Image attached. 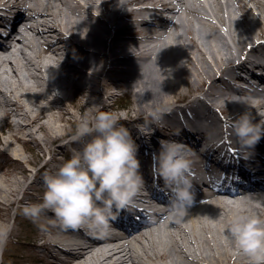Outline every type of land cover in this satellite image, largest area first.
<instances>
[{"label":"bare ground","instance_id":"obj_1","mask_svg":"<svg viewBox=\"0 0 264 264\" xmlns=\"http://www.w3.org/2000/svg\"><path fill=\"white\" fill-rule=\"evenodd\" d=\"M0 29H6L0 31V157L18 163L25 175L30 158L15 142L51 154L24 193L38 174L58 170L52 165L57 152L70 158L83 146L75 133L60 140L68 133L61 120L78 121L69 109L70 87L83 91V115L103 111L123 126L132 124L133 140L152 159L160 141L183 144L192 154L196 195L182 224L158 210L155 194L168 203L169 193L153 162H144L143 188L134 204L118 210L112 226L122 228L125 213L134 221L131 211L139 222L98 239L52 227L54 214L46 212L39 223L49 231L35 230L24 240L33 261L248 264L229 237L228 223L245 208L264 217V138L245 156L230 125L246 110L257 121L264 117V83L258 90L249 78L264 77V0H0ZM247 80L248 89L239 87ZM119 88L135 98L125 115L108 107ZM157 106L166 109L160 124L141 129ZM156 138V145L149 143ZM24 193L11 191L6 207L17 203L21 212L42 202H30Z\"/></svg>","mask_w":264,"mask_h":264},{"label":"clouds","instance_id":"obj_2","mask_svg":"<svg viewBox=\"0 0 264 264\" xmlns=\"http://www.w3.org/2000/svg\"><path fill=\"white\" fill-rule=\"evenodd\" d=\"M165 111L161 106L149 109L140 128L159 125ZM230 126L245 156L264 138V117L257 121L249 110L238 114ZM73 139L83 141L82 148L58 170L45 174L42 202L26 204L21 214L43 232L47 229L39 222L51 212L52 227L83 230L105 239L118 210L134 204L143 188L139 149L116 116L103 111L94 118L85 114ZM191 155L186 146L175 141H160L153 155V173L169 193L167 217L176 225L184 222L195 201ZM155 220L153 216L152 222ZM10 232V227L0 226V245L7 242ZM228 234L248 264H264V217L250 208L242 209L230 218Z\"/></svg>","mask_w":264,"mask_h":264},{"label":"rangeland","instance_id":"obj_3","mask_svg":"<svg viewBox=\"0 0 264 264\" xmlns=\"http://www.w3.org/2000/svg\"><path fill=\"white\" fill-rule=\"evenodd\" d=\"M253 75L254 76L249 77L250 80L251 81L254 80V82L257 83L256 89L258 90L262 89L264 83V77L259 78L256 74ZM250 80L249 81L247 80V84L242 83L241 85H239V87L241 86L242 88H244V90L248 89L249 87L248 84L250 83ZM82 94L83 91L80 88L76 89L75 87L74 88L70 87L69 95L71 98V102L69 103V109L76 112L78 121L61 120V123L65 124L66 129L68 130V133H66L64 136L61 137L60 139L61 142H64L66 139H68L71 135L75 133L77 124L84 117L78 105L79 104L78 100ZM252 94H247V95H249V97H255ZM134 101L135 98L133 93L130 91L127 92L123 88L116 89V93L112 96V98H109L107 100L108 107H111L112 110L118 111L122 115H125L127 111L130 112L133 111L131 109H132V105L134 104ZM124 127H126L128 130H131L133 128V125L126 124L124 125ZM158 138L160 139V137ZM158 138H156L155 140H150L149 143L156 145V143L158 142ZM15 144L19 148L22 157L30 158V160L24 161V164L28 166L30 170H28V172L24 173L25 175H23L24 171H22L21 166L18 165V163H16V165H12L9 163V160H6L3 156L0 157V174L3 175V179L0 180V226H8L11 228V232L9 234L7 242L3 245H0V264H46V263H40V262L38 263L33 261V259H31V257H29V255L26 254L28 249L24 244V240L28 238V235L34 232L35 230H40V227H38L37 224H34L31 220L25 218L20 211L17 212L16 210L17 203L15 204L13 203L11 205L8 204V206L6 207L4 201H7L6 199L7 195L9 196L12 195L11 191L13 192L16 191L18 193L17 194L18 196L22 195L24 193L23 188L26 185L27 181L33 179V176L35 174V169L40 165V163L45 158H48L51 154L48 151L47 152L42 151V149H38L37 147H34L33 143L31 146L24 144L22 142H15ZM71 145L70 148L74 149L75 145L74 144ZM137 146L138 148H141V151H139L138 153V158L142 162L141 168L144 162L146 163L153 162L152 154L148 153L146 149H144L146 146L143 148L142 145L140 144H137ZM37 151H40L41 153L40 157L36 155ZM69 155H70L69 152L67 153L65 152V150L61 149L59 152H57L56 154L57 160H54L52 165L61 166L63 164L61 163L62 162L61 160L62 159H64V161L68 160ZM7 171H10V173H8ZM43 172H41L40 174H38V176L35 177L34 186L25 189L24 196L30 202H37L38 200L43 199L45 187L41 176H45L46 174V172L45 173ZM24 176L26 178H24ZM16 179L18 180L17 182L15 181ZM135 213L131 211L128 214L134 216ZM13 229L14 231L12 232ZM46 229H47L46 232H48L49 231L48 228ZM62 255L65 258V254L63 253ZM47 256H49V254Z\"/></svg>","mask_w":264,"mask_h":264}]
</instances>
